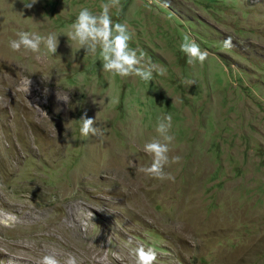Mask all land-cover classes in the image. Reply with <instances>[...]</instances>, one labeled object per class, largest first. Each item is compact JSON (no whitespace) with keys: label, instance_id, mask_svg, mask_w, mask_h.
Masks as SVG:
<instances>
[{"label":"rangeland","instance_id":"374dc122","mask_svg":"<svg viewBox=\"0 0 264 264\" xmlns=\"http://www.w3.org/2000/svg\"><path fill=\"white\" fill-rule=\"evenodd\" d=\"M29 2L0 0V264L53 251L133 264L129 238L156 264H264V0H120L110 15L129 47L165 69L150 82L103 71L67 37L82 6L105 0ZM20 30L55 33L56 54L12 51ZM185 34L203 63H187ZM84 113L102 137L80 134ZM169 114L181 159L160 181L138 169Z\"/></svg>","mask_w":264,"mask_h":264},{"label":"clouds","instance_id":"9594fccd","mask_svg":"<svg viewBox=\"0 0 264 264\" xmlns=\"http://www.w3.org/2000/svg\"><path fill=\"white\" fill-rule=\"evenodd\" d=\"M156 2L163 7L169 6L168 0H156ZM35 3L37 0H30L25 4V7L30 9ZM100 9L98 13L94 14L87 7L82 6L74 22L70 25L67 37L77 43L80 49L85 50L86 55L98 54L102 61V70L114 76H136L143 81L150 82L154 72L163 75L165 69L151 61H146L145 53L142 50L129 47L132 34L128 25L113 22L110 11L116 9L119 13L122 10L120 0H105L101 3ZM15 36V39L8 42V46L14 52H20L23 49L39 54L42 47L52 55L57 52L59 41L55 33L42 35L20 30L15 33ZM221 44L223 48L230 49L233 46L232 38L227 37ZM179 48L187 56V63L190 65L195 62L203 63L209 56V52L201 49L200 45L188 34L183 36ZM189 83L193 85L195 81ZM77 121L80 124L79 131L82 136H103V130L94 127L96 118H88L87 113H84ZM171 121L170 114L157 119L155 131L158 133V138L154 137L143 145V151L151 157V162L138 169V171L160 181H174L172 174L165 169L179 163L181 159L179 156L169 155V146L175 139L173 135L169 134L172 126ZM124 246L129 250L133 264H156L157 253L154 248L134 244L131 238L125 241ZM37 264H60V261L53 251L44 254ZM65 264H78V262L74 255L68 254Z\"/></svg>","mask_w":264,"mask_h":264}]
</instances>
